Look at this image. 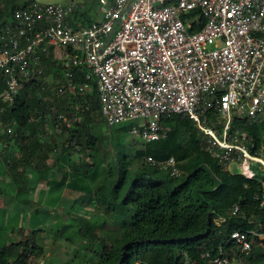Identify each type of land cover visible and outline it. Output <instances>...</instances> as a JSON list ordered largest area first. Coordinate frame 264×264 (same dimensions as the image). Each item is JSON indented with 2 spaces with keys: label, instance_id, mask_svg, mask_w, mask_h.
Here are the masks:
<instances>
[{
  "label": "built area",
  "instance_id": "2783aa9c",
  "mask_svg": "<svg viewBox=\"0 0 264 264\" xmlns=\"http://www.w3.org/2000/svg\"><path fill=\"white\" fill-rule=\"evenodd\" d=\"M98 1L103 20L81 28L69 21L75 3L14 12L0 32L2 102L12 105L23 83L43 74L41 54L57 47L66 90L85 96L95 81L108 128L128 125L147 145L167 137L165 118L188 116L202 150L225 171L259 180L264 208V0ZM74 70L86 71L87 81L74 84ZM144 161L173 178L183 174L174 157ZM240 214L235 205L215 222ZM230 241L231 252L223 244L217 255L202 254V264H253L255 247L264 254L262 229L233 232Z\"/></svg>",
  "mask_w": 264,
  "mask_h": 264
},
{
  "label": "trees",
  "instance_id": "16d2710c",
  "mask_svg": "<svg viewBox=\"0 0 264 264\" xmlns=\"http://www.w3.org/2000/svg\"><path fill=\"white\" fill-rule=\"evenodd\" d=\"M35 2L3 0L0 32L16 10ZM49 54H41L43 74L24 82L12 105L4 104L0 98L4 107L0 115V170L11 175L13 181L6 186L15 192V198L29 197L36 191L42 196L60 187L87 198L85 209L78 211L82 216L72 221L77 223V234L88 246L87 251L97 259L88 264H186L195 260L202 264V254L217 255L223 244L231 252L233 232L257 228L264 231L259 180L225 171L202 150L195 125L184 114L164 119L166 138L130 154L123 151L114 162L107 163L99 152V135L92 133L93 124L104 123L96 82H91L95 87L91 94H71L65 87L68 81L63 66H58ZM73 72L74 84L87 81L86 71ZM60 88L64 91L59 92ZM3 91L4 84L0 82V95ZM65 118L71 127H67ZM49 124L54 132L55 126L61 125L63 132L48 136ZM8 127L13 128L12 134L7 132ZM148 156L157 160L174 157L182 176L173 178L150 166L144 161ZM53 158L55 162L50 167L48 161ZM138 163L141 170L135 172L133 167ZM55 164L56 172L62 175L60 179L52 176ZM235 205L241 206L240 216L218 225L215 220ZM40 207L28 206L32 211L31 232L12 227L11 234L19 233L22 240L0 244V264H40L45 257L46 250L39 243V232L43 230L32 226L34 216L43 213ZM86 207L104 210L118 227L100 236V227ZM249 259L253 264H264L259 247L254 248Z\"/></svg>",
  "mask_w": 264,
  "mask_h": 264
},
{
  "label": "rangeland",
  "instance_id": "374dc122",
  "mask_svg": "<svg viewBox=\"0 0 264 264\" xmlns=\"http://www.w3.org/2000/svg\"><path fill=\"white\" fill-rule=\"evenodd\" d=\"M40 3L47 4H59V3H69L71 0H38ZM79 2L80 0H75ZM3 0H0V7ZM61 50L59 48L55 49V58L57 63L60 65V55ZM52 81V76H51ZM51 83V82H49ZM53 87V86H51ZM50 87V88H51ZM55 87V86H54ZM82 110V109H81ZM48 123V122H47ZM50 123V122H49ZM51 124V123H50ZM47 125L46 131L48 136L54 135V128L51 125ZM95 125V126H94ZM94 130L92 133L98 134L100 138L99 152L101 157L107 161V163H112L115 161L116 156H119L121 152H135L140 149H144L145 144L132 136L130 133V126L128 125H116L112 128H108L103 122L93 124ZM2 131V130H1ZM0 131V132H1ZM103 138V139H101ZM81 139V138H80ZM85 144V140L81 139ZM111 151V152H110ZM130 154V153H129ZM55 162V158L52 159ZM1 163V162H0ZM56 164L53 167V177L61 178L59 172L54 171ZM141 164L138 163L133 167V171L140 172ZM0 170V177L3 182L7 184L12 179L10 178L7 170L3 173ZM55 172V173H54ZM259 178L262 177L261 173L258 175ZM6 190H10L9 187L3 186ZM36 191V190H35ZM12 192V191H11ZM8 195V194H7ZM2 195H0V198ZM4 201L1 198L0 201V244L10 243L12 241L18 242L22 240V236L19 233L15 235L11 234L12 227H23L26 232L30 231V218L32 211L28 210V206H32L33 209L41 207L43 209L42 214L35 215L33 218V224L36 229H41L43 231L39 232L40 238L39 243L46 250V255L39 262L40 264H88L97 262L94 254H90L88 246L80 239L77 234V223L72 221V218L82 214L78 212L85 209L84 205L87 198L79 196L75 192H67L66 188L60 187L59 189L49 190L42 194L38 191L31 193V195L23 196L22 198H15V193ZM29 199L31 204H26L23 201ZM41 200V202H39ZM87 211L91 212V218H95L96 223L99 225V235L104 237L105 231H110L115 227H118L116 221L112 216H108L104 213V210L94 209L92 207H86ZM96 251L99 247L96 246ZM38 262V263H39Z\"/></svg>",
  "mask_w": 264,
  "mask_h": 264
},
{
  "label": "crops",
  "instance_id": "0c3cea01",
  "mask_svg": "<svg viewBox=\"0 0 264 264\" xmlns=\"http://www.w3.org/2000/svg\"><path fill=\"white\" fill-rule=\"evenodd\" d=\"M36 2H39V1L36 0ZM69 3H75L77 5L76 12L74 13V15H72L71 19L69 20L73 27L81 28L82 26H89L95 22H100L103 20V12L101 10V5H100L98 0H80L79 2H76L75 0H71V2H69ZM41 4H47V3H41ZM59 4H68V3H59ZM51 47L53 48L52 50H49L47 53H42V54H49L50 53L49 55L54 58V62H56V64L59 66V64L57 63V60L55 58V49L57 47H54V46H51ZM59 55L61 56V53H59ZM43 71H44V67H43ZM49 81L51 82V76L49 77ZM94 89H95V87H93V90ZM93 90L89 94H91L93 92ZM2 164H3V162H2ZM51 165H52V160L50 159L48 161V166L51 167ZM55 171H57V168H55ZM1 181L2 180L0 177V188L4 189V190L0 191V195H2L1 198L3 199L4 196H6L5 198H8L10 195L12 196L15 192H13V191L11 192L10 190L9 191L6 190V188H4L3 186H6L8 184L6 182H3V181L1 182ZM6 187H9V186H6ZM1 198H0V201H1ZM6 201H8V200H6Z\"/></svg>",
  "mask_w": 264,
  "mask_h": 264
},
{
  "label": "water",
  "instance_id": "95a60500",
  "mask_svg": "<svg viewBox=\"0 0 264 264\" xmlns=\"http://www.w3.org/2000/svg\"><path fill=\"white\" fill-rule=\"evenodd\" d=\"M30 82H32V81H30Z\"/></svg>",
  "mask_w": 264,
  "mask_h": 264
}]
</instances>
